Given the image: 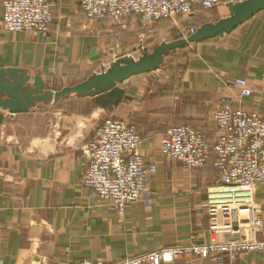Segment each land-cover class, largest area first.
Instances as JSON below:
<instances>
[{
	"label": "crops",
	"instance_id": "1",
	"mask_svg": "<svg viewBox=\"0 0 264 264\" xmlns=\"http://www.w3.org/2000/svg\"><path fill=\"white\" fill-rule=\"evenodd\" d=\"M235 1L221 0L213 9L200 10L189 23L199 27L202 18L204 23L226 17L228 3ZM52 2L48 34L35 36L0 26V69L25 68L32 79L40 75L45 84L69 86L107 69L119 56L133 57L126 51L141 44L140 39L135 44L141 29L137 16L121 24L90 23L80 0ZM154 26L157 30L164 22ZM193 45L196 52L184 67L149 73L161 71L154 82L172 88L163 95L142 77L145 73L120 84L125 96L112 110L97 106L92 96L77 94L15 114L0 107V264H79L84 258L112 263L186 243L192 234L202 242L209 240L205 204L218 171L213 161L190 170L164 157L160 141L166 129L182 124L212 139L213 110L221 96L233 93L226 84L236 77L258 90L240 99L241 107L264 113V11L223 37ZM113 48L125 53L112 57ZM108 117L137 122L146 163L157 165L152 203L134 202L123 214L110 201L91 198L83 185V145L96 124ZM255 199L264 214V186L256 187ZM170 264H264V252Z\"/></svg>",
	"mask_w": 264,
	"mask_h": 264
},
{
	"label": "built area",
	"instance_id": "2",
	"mask_svg": "<svg viewBox=\"0 0 264 264\" xmlns=\"http://www.w3.org/2000/svg\"><path fill=\"white\" fill-rule=\"evenodd\" d=\"M220 4L221 0H80V9L90 23L139 17L146 29L139 34L142 41L158 21L178 16L190 20L196 12ZM2 6L0 26L4 30L35 36L49 33L54 17L52 0H3ZM197 28L189 23L179 38L189 37ZM139 49L146 51L138 45L132 53ZM226 85L233 93L221 96L213 110L212 139L201 129L182 124L170 126L160 141L164 157L178 160L190 170L213 161L218 171L217 180L208 186L205 204L209 240L202 242L192 234L186 243L117 262L84 258L79 264H170L264 252V214L255 199L256 187L264 186V113L241 107L240 99L258 91L246 79L236 77ZM141 144L135 123L126 118L108 117L96 124L82 148L87 159L83 185L91 198L110 201L120 214L134 202L152 203L151 181L157 165L146 163Z\"/></svg>",
	"mask_w": 264,
	"mask_h": 264
},
{
	"label": "water",
	"instance_id": "3",
	"mask_svg": "<svg viewBox=\"0 0 264 264\" xmlns=\"http://www.w3.org/2000/svg\"><path fill=\"white\" fill-rule=\"evenodd\" d=\"M230 14L215 22H204L187 38L163 41L153 51H145L138 58L122 56L106 70L91 74L85 80L60 90L46 91L40 75L35 76L34 84L25 68L0 69V107L12 114L26 112L39 102L58 101L77 94L92 96L97 106L112 110L118 106L125 89L121 83L129 78L150 73L161 68L166 57L174 50L223 37L236 30L240 25L264 11V0H238L228 3Z\"/></svg>",
	"mask_w": 264,
	"mask_h": 264
},
{
	"label": "rangeland",
	"instance_id": "4",
	"mask_svg": "<svg viewBox=\"0 0 264 264\" xmlns=\"http://www.w3.org/2000/svg\"><path fill=\"white\" fill-rule=\"evenodd\" d=\"M131 16H134V15H131ZM128 17H130V16H128ZM128 17H126V19ZM124 20H125V18H124ZM203 21H205V18L204 19L202 18L199 21V24H201ZM162 22H164L163 27H160L159 29L156 30V27L154 26L152 28V31H153L152 33L147 32L148 35L141 41L142 44H139L140 47H142V45H143L144 48L146 47V51L150 52V51H153V49L157 46L156 45L155 47H153L154 44L158 43L159 41L160 42L171 41L173 38H175V39L179 38L182 34V29L186 28L187 25L189 24V19L183 18L182 16H178L174 20H162ZM113 23L114 24H121V22H113ZM140 25H141V29L138 31V38H137L135 44L139 43L138 39H139L140 32L146 31V29L143 26L144 24L142 22H140ZM151 39H153L152 40L153 45H150V48H149V46L147 47V41L151 40ZM195 46L196 45H192V46H189L185 49H179V50L172 51V53L166 58L165 64L160 70H168V69L176 70L175 67L178 65L184 67L187 60L190 59V56L196 52ZM131 47L132 46H130V48H128V50L126 52H128L129 54L131 53L134 58H138L140 55H142L143 51L142 50L140 51V49H139V51H137L133 54ZM122 51L124 52V50H122V49L113 48L111 50L110 54L112 55V57H114L113 55L119 54V52H122ZM170 72H172V71H170ZM160 74H161V71L152 73L150 75L148 73V75H142V77H144V78L148 77V82L151 85H154V84H156V82H154V80L159 81V78L157 76ZM30 82L32 85L34 84V79H32V77L30 79ZM63 87H64V85L62 83H58V84L56 83V84H52V85L49 83L45 84L46 91L60 90ZM41 103L42 102H39L37 104H41Z\"/></svg>",
	"mask_w": 264,
	"mask_h": 264
},
{
	"label": "trees",
	"instance_id": "5",
	"mask_svg": "<svg viewBox=\"0 0 264 264\" xmlns=\"http://www.w3.org/2000/svg\"><path fill=\"white\" fill-rule=\"evenodd\" d=\"M238 1V0H237ZM159 22H162V21H159ZM157 86H156V88L159 90V93L161 94V95H163L166 91H168V90H171L172 88H170L168 85H160V84H156ZM234 106L236 107V106H238L237 104H234ZM133 123H135V125H136V128H137V131H138V133H140L139 132V126H138V124H137V122H135V121H132ZM166 131H167V129L164 131V134L166 133ZM141 135V134H140Z\"/></svg>",
	"mask_w": 264,
	"mask_h": 264
},
{
	"label": "bare ground",
	"instance_id": "6",
	"mask_svg": "<svg viewBox=\"0 0 264 264\" xmlns=\"http://www.w3.org/2000/svg\"><path fill=\"white\" fill-rule=\"evenodd\" d=\"M103 70H106V69H103Z\"/></svg>",
	"mask_w": 264,
	"mask_h": 264
}]
</instances>
